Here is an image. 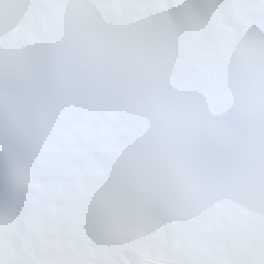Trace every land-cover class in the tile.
<instances>
[{
	"label": "snow or ice",
	"instance_id": "snow-or-ice-1",
	"mask_svg": "<svg viewBox=\"0 0 264 264\" xmlns=\"http://www.w3.org/2000/svg\"><path fill=\"white\" fill-rule=\"evenodd\" d=\"M0 264H264V0H0Z\"/></svg>",
	"mask_w": 264,
	"mask_h": 264
}]
</instances>
